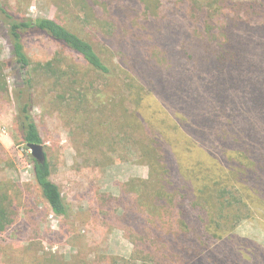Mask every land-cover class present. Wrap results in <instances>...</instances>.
<instances>
[{"label":"trees","instance_id":"obj_1","mask_svg":"<svg viewBox=\"0 0 264 264\" xmlns=\"http://www.w3.org/2000/svg\"><path fill=\"white\" fill-rule=\"evenodd\" d=\"M148 1L136 11L120 0H79L86 36L52 18L16 17L0 5L23 143L45 148L34 115L42 81L61 87L57 98L79 101L75 112L85 114L81 105L90 94L72 85L87 73L123 77L124 146L132 141L150 173L148 180L127 183L118 197L108 196L121 211L120 227L140 232L144 241L155 234L157 245L158 234L163 246L154 247L161 250L147 248L152 264H164L176 251L184 264H263L264 239L242 236L240 228L248 224V231L264 235V0H210L206 6L193 0L185 30L177 33L169 30L175 13L159 27L163 0ZM29 36L51 40L71 59L65 66L57 56L34 62L25 50ZM3 64L0 92L8 93ZM30 158L43 199L67 219L48 157L45 163ZM11 208L0 191L1 234L13 224Z\"/></svg>","mask_w":264,"mask_h":264},{"label":"rangeland","instance_id":"obj_2","mask_svg":"<svg viewBox=\"0 0 264 264\" xmlns=\"http://www.w3.org/2000/svg\"><path fill=\"white\" fill-rule=\"evenodd\" d=\"M192 1L163 0L159 27L167 24L166 16L175 13L169 30L184 32L183 16ZM131 2L135 3L120 0L132 4L136 11H144L149 1ZM209 2L202 3L206 6ZM0 5L16 17L52 18L86 36L81 32L86 29L82 27L79 0H0ZM100 13L115 18L114 14ZM5 34L0 24V63L8 64L3 65L10 89L8 93L0 92V191L8 195L14 221L6 233H0V264H152L154 257L148 259L147 248L161 250L154 247L163 246L158 234L159 245L153 242L155 234L144 241L140 232L122 229L117 203L108 204V196L118 197L127 183L148 180L150 173L149 167L140 163L139 155L135 157L132 141L127 148L124 146L128 140L123 131L126 127L119 124V112L126 79L123 81L118 75L105 79L87 73L88 77L81 83L72 85L73 90L90 94L89 101L81 105L85 114L75 112L80 107L79 101L57 98L61 87L44 81L39 85L34 115L45 141L52 179L59 185L70 213L67 219L56 217L35 182L31 151L23 143L17 123L11 92L14 82L9 66L11 47ZM24 44L34 62L44 63L57 56L65 66L71 59L61 47L43 36H29ZM251 70L254 74V68ZM67 82L64 80L66 87ZM86 106H93L94 112L90 113ZM128 150L134 151V157ZM176 218L173 216L170 224ZM259 222L264 225V218ZM249 227L247 224L240 228L242 236L249 233L254 239H264V235L253 233L252 229L248 231ZM176 252L171 253L175 254L173 259L164 258V264H184L186 258L179 260Z\"/></svg>","mask_w":264,"mask_h":264},{"label":"water","instance_id":"obj_3","mask_svg":"<svg viewBox=\"0 0 264 264\" xmlns=\"http://www.w3.org/2000/svg\"><path fill=\"white\" fill-rule=\"evenodd\" d=\"M27 148L31 151L32 157L38 163H45L47 160L45 148L42 144L28 143Z\"/></svg>","mask_w":264,"mask_h":264}]
</instances>
